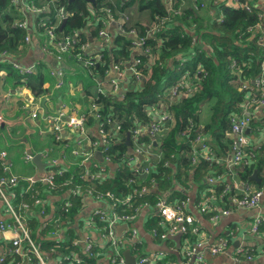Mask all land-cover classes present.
<instances>
[{"label": "trees", "instance_id": "1", "mask_svg": "<svg viewBox=\"0 0 264 264\" xmlns=\"http://www.w3.org/2000/svg\"><path fill=\"white\" fill-rule=\"evenodd\" d=\"M31 3L40 7L43 5L45 8L38 14L26 13L20 10L13 0H0V57L7 62L8 66V80H5L7 86L25 87L34 95L42 96L43 94L40 93H45L43 86L47 79L46 75L35 73L24 77L13 68V63L21 61L23 51L28 47L27 36L35 38L36 34L52 30L57 44L63 43L69 37L71 41H75V44L71 55L68 56L75 61L73 57L84 52L82 46H87L90 38L99 37L102 24H105L103 22L105 13L108 16L107 9H111L113 14H116V9L125 12L124 15L128 18L124 23L126 32L128 34L130 30L135 29L137 40L142 42L143 48H141L142 51L137 52L133 38L120 34L114 40V45H116L114 48L111 49L110 42L103 44L98 53L102 55L99 63L96 61L93 65L85 67L82 61L76 60V63L88 73V79L93 81L96 89H99L96 84L107 82L108 72L113 64H127L133 62L134 59L141 60V63L136 66L140 72V79L131 73L127 78L119 81L121 91L98 93L95 100V103L100 106L99 116L102 118L99 130H104L109 140L108 145L102 144L98 150L102 151L108 147L106 154L110 156V163L117 165V168L112 171L109 164L103 163L100 166L108 167L110 173L98 178L84 176V167L77 170L67 169L65 173H58L53 168L54 173L49 174L53 177V189L40 179L34 185L35 191H26L28 184L19 180L16 186L5 187L8 197H12L11 202L16 211H19L25 203L30 204L32 208L37 207L34 204L35 199L40 198V201L44 203L39 193L43 195V192H47L48 189L54 190L53 194H60L65 190L62 186L68 180H71L73 186H80L82 189L79 194L73 196L74 207L71 214L64 215L68 222L73 221L82 210L85 195L89 191L94 195L113 193L115 198L110 200V207L116 203L122 204L121 200L129 198V204L132 207L128 206L127 211L124 210L127 212L125 214H136L137 216L144 206L156 208L157 204L165 199L173 204L175 202L171 197L173 195L181 198L178 203L184 200L186 194L176 190L175 187L180 184L188 188L187 183L190 176L194 183L198 181L204 183L209 176L220 177V180L213 186L209 185V188H211L210 192L218 195L217 202L225 208H232L231 198L238 194L235 192L224 194V190L228 187L229 172L238 175L241 181L248 185L257 184L258 187H262L264 184V145L259 149L247 148V152L254 154L250 165L232 168L228 160L224 163L211 148L210 151L214 158L206 160L204 151L197 145L195 147L194 144L198 137L207 139L211 136L221 154L228 152L227 159L232 154L234 139L229 136L233 125L232 118L242 113L249 92L247 89H242V86L244 83L253 86L254 80L261 74L264 61V49L259 45L258 38H253V35L249 33L250 27L255 29L258 23L263 21V18L259 16L263 12L259 8L262 0H250L252 11L232 10L226 8L222 0H208L209 12L201 5L200 0H182L175 5V10L179 11V14L175 16L176 19L173 17L163 21L160 25L161 30L154 32L147 26L141 25L140 22L145 20L152 27L154 22L156 25L161 23L162 20L157 17L165 18L171 14L163 0H131L126 5L121 0H95V3L88 0H26L27 5ZM60 10L66 14L67 19L61 30L64 19L59 24L58 19H55ZM136 13L144 14V18L139 19ZM172 19L182 25L170 22ZM203 19L205 20L202 22ZM22 21H27V29L19 26ZM42 21H52V25L40 29L39 24ZM189 26L190 29L192 27L198 29H196V35L193 34L194 30L189 31L187 28ZM247 36L251 37V40L241 43L240 41L246 39ZM143 50H148L149 55H145ZM159 52L160 55L155 57V54ZM56 53L57 51L54 50L51 55L54 60ZM80 56L83 59L89 58L84 53ZM185 59L188 61L184 63ZM180 63H183L184 72L191 71L195 93L186 98L173 99L168 90L180 79L182 73L179 69ZM43 64L48 68L46 62ZM200 66L203 71L197 74ZM94 79H96V84ZM162 104L164 105L160 106ZM154 105H158V109L162 112H170L171 120L167 123L163 134L152 137L146 132L139 136L138 142L144 149L150 147V151L158 152L156 157H159L158 160H154L156 163L152 162L148 165V171L144 174L142 165L146 164V159L137 163L138 165L134 162L138 156L134 151L133 132L136 129L144 131L147 125L152 123L153 116L150 109ZM204 111L210 113L209 120H202L201 113ZM255 119L253 117L251 127L256 128L258 122ZM95 124V118L87 117L86 126L88 128H93ZM91 133L94 134H91L92 141L101 142L99 133L94 131ZM113 133L117 135L114 138H112ZM55 143L61 144L58 141ZM101 167L97 169L91 167L94 169L92 173L100 174ZM255 171L258 172L260 183L250 181ZM191 172H193L192 175H190ZM7 176L9 174L0 169V178ZM22 185L26 186L25 192H21L24 188ZM250 190L259 191L260 189ZM204 191L208 193L207 195L210 194L207 185L202 190ZM167 193H170L168 198H164V194ZM175 205L177 203L173 204ZM185 211L188 216L195 218L196 224H199L187 207ZM205 217L209 220L211 215ZM34 222L38 231L40 221L35 219ZM148 225L151 232L155 230L165 232L167 229L158 213L155 218L149 220ZM51 229L53 228L50 227L48 231ZM48 231L41 233L37 239L41 242L40 248L44 255L50 254L54 258L61 259L62 253L73 255L75 251L80 250L81 257L88 264H95V257H87L81 251L80 245L76 248L71 246L72 242L79 238L73 231L64 237L60 252L52 254L49 250L54 245V241L52 237H48ZM262 232L264 233V226ZM34 234L33 237L36 239L37 234ZM198 239L197 236L187 235L183 241L190 240L191 243H195ZM136 250L139 255L144 253L142 246H137ZM97 252V250L94 251V256H97ZM3 256L7 259L3 264H27L15 255ZM164 263L165 260L158 262V264Z\"/></svg>", "mask_w": 264, "mask_h": 264}, {"label": "crops", "instance_id": "2", "mask_svg": "<svg viewBox=\"0 0 264 264\" xmlns=\"http://www.w3.org/2000/svg\"><path fill=\"white\" fill-rule=\"evenodd\" d=\"M121 1L124 5L131 2V0ZM18 7L20 10H22L20 6ZM166 7L169 9L170 5L168 4ZM115 12L116 14H114V21H112L109 18V15L107 16L105 13V17L103 18V22L105 24H102L101 27V29H104L109 33L111 49L116 46L114 45V40L118 35L122 34L120 25L122 20L126 19L124 15L125 12H121L118 9H116ZM138 15L139 19L144 18V14H137L136 17ZM65 18L66 17H64V19ZM175 23L177 25H182L179 22ZM140 24L147 26L148 29L151 28V24L147 23L145 20L141 21ZM95 38L97 41H94ZM27 43L28 47H26L23 51V56L19 64L25 67H35L38 60L45 57L43 58V61L47 63L49 75H46L47 79L43 86L45 93L42 96L34 95L29 89L25 87L14 88L12 85L7 86L5 82L0 81V169L9 175H13L23 182H26V184H28L27 181L29 179H41L45 178L51 173L53 174V168L56 172L62 170L63 173H65L67 169L77 170L80 167H84V176L87 175L91 177L92 174L96 175L97 172L92 173V170L95 168H100V165L103 163H99V161L95 159V155L98 151L94 153L92 158H87V153L92 150V133L89 131L87 135H82L80 130L72 129L69 123L72 119H77L83 116L87 117L86 114L88 112V104L91 101V97L95 95L98 89H96L95 85H93L92 80L90 82L88 79V73L84 69V74L82 71L76 75L68 73L67 77L65 76V83L63 85V83L58 81L56 77L51 76V73L58 69H62L64 73L65 71L77 72L79 68H82V66L76 62H72L75 63L76 66L71 67L70 63H67V61L66 63H60L51 57L46 59L49 56L44 55L40 49L42 40H37L33 36ZM87 44H90L89 51H99L102 47L103 40L100 37H93L90 38V41L87 42ZM137 52H139V50ZM2 59L3 58H0V60ZM7 75L8 66L5 65L3 59V61L0 62V76L6 78ZM128 75H130V73L125 71L124 78L122 79L127 78ZM112 77H116V75H112ZM54 84L55 89H52ZM91 85H93L94 88H91ZM10 89L15 91L12 96L10 94H6V92ZM1 101L4 103H1ZM35 105L39 107V113L36 118L32 116ZM59 115L61 117L57 125L47 120L49 117L55 118L59 117ZM254 117L256 118L255 121L258 122V126L256 128L251 127V129L248 131L249 140L252 141V143L251 145H248L247 148L253 147L255 149H259L264 145V125H260L261 123H264V110L255 114ZM201 118L204 121L208 120L204 113H201ZM31 124L34 126V128L31 127ZM53 126L56 128V130ZM98 127L99 125L95 124L93 131L96 132ZM32 129L37 131L42 139L45 137H54L57 132L60 133V139L57 141L61 142V146L55 145L51 147L50 150L47 148V150L41 151L40 148L42 147L43 143L31 136ZM205 141L207 142V145L215 152V154L222 158L224 163L227 160L230 161L232 154L228 157V159V152L227 154H221V151L218 149L217 144L214 140H212L211 136H208ZM198 148L200 147L198 146ZM30 150L34 154L42 155V162L46 164L42 173L39 172L37 166L33 164V160L29 162L25 160V156L29 154ZM50 153H57V155L51 156ZM151 153V157L147 158V165H150L152 162L156 163L155 161L159 159V157H156L158 152H156L157 154L154 152ZM142 160H144V157ZM142 160L138 157L137 162L140 163ZM54 164H57L58 166L54 167ZM108 164L111 166L112 171L117 168V165L107 163V165ZM107 169L110 173L108 167ZM192 173L193 172H191L190 175H192ZM206 180L204 183H201L200 181L194 183L192 177L190 176V179L187 183V185L189 184L188 188L182 187L180 184H177L175 187L176 190L183 191L186 194L185 199L181 202H186V207L198 220L201 231L204 236H207L209 242L215 244H218L221 241L228 242L229 247L225 253L218 256H211L210 254L206 253L205 264H264V239L257 237L251 231V226L255 218L257 216H264V184L262 187H258L257 184L248 185V183L242 182L238 175L233 174L232 177L227 179V184L230 190L229 192H235L241 195L243 192L248 190V188L252 190L260 189L263 193L260 205L254 210L239 209L232 205V208H228L230 210L229 215L222 217L217 223H214L205 217L208 215L200 214L201 216L198 217L193 213V211H191L193 208L197 211L196 204L198 200L202 199L208 194L205 193L206 191L202 192L206 185L210 193L211 188H209ZM62 187H64L65 190L61 193L59 192L60 194H53L54 190L52 189H48L47 192H43V195L39 193V196H41V199L45 202L41 205H36L38 208H32L30 205L29 210L24 213V222L30 229L32 237L34 233L37 234V237H35L36 239L33 237L34 241L41 247V242L37 240L39 235L48 231V229L52 227L53 229L49 230L47 235L48 237H52V239L55 240H53L54 245L49 251L52 254L56 251L59 253L62 245L60 247H55L56 241H63L64 237H66L70 231H73L79 237L78 239H90L96 245L98 251L96 254L97 256H93L95 257V264H114L113 255L115 251L112 246H109V242L115 240L122 241L123 239H126V236L129 233V226L128 228H125L124 225L126 224L124 222L118 221L117 223L113 224V226L106 228V224L100 223L97 225L96 223H93L92 217H94L95 211L98 210L105 213L108 211L110 215H120L127 213L124 210H126L128 206L132 207L129 202L128 204H125V201L129 198L121 200L122 204L118 205L116 203L110 207V200L107 198L104 200H96L97 196L100 194L94 195L91 191H89L88 194L85 195V204L82 210L78 215L75 216L73 221L68 222L64 218V215L71 214L74 207L73 196L79 194L82 189L80 186H73L71 180L65 182ZM25 190L26 186L21 189V192H25ZM57 190L58 188L56 189V192ZM90 192L91 194H89ZM201 192L204 195H202ZM169 194L170 193L164 194V198H168ZM171 197L173 198V201H175L173 204H176L179 202V200H181V198L175 195ZM67 204H70V206L67 207ZM222 206V208H224V205ZM122 208L124 209L121 211L120 209ZM6 210V205L0 198V224L3 222H11V217ZM156 213H158L157 207L144 206L139 211L137 216H135L136 219L132 224L137 231V239L142 242L143 252L146 254L156 252L153 249L151 243L156 245H167V247L173 253H164V264H194L192 261H188L184 256L183 249L185 250V244L188 240L183 241V237L180 239V241L175 240L174 237H177L178 235L170 238L173 239L172 241H161L153 237L151 234L153 231H150L148 222L150 219L155 218ZM35 219L40 221L38 231L37 225L34 222ZM12 233V231L7 232L5 237L0 234V255H11L10 241L7 239L12 237ZM123 242L121 245L117 246V248L124 259V264L132 263V258H135L137 261L139 257L138 252L132 249L128 242ZM239 246L245 247L252 251V255L254 256L253 260L246 261L244 258H242L241 261H236V250L239 248ZM81 251H83L85 254L84 250ZM76 252L77 255L81 256L80 250ZM64 254L65 253H62L60 256L62 257ZM43 256L46 258L49 264H59L60 258H54L50 254H43Z\"/></svg>", "mask_w": 264, "mask_h": 264}, {"label": "built area", "instance_id": "3", "mask_svg": "<svg viewBox=\"0 0 264 264\" xmlns=\"http://www.w3.org/2000/svg\"><path fill=\"white\" fill-rule=\"evenodd\" d=\"M15 4L20 6V8L24 12H31L33 14L41 13L45 7L36 8L39 7L35 5L34 3H31L30 5L26 4V0H13ZM164 3H168L170 5L169 14L165 18L157 17V19H161V23L156 25V22L152 25L150 28L152 32L161 30L160 25L163 21H167L169 18H175L176 15L179 14L178 10H175V5L177 2L182 0H174V6H171V1L173 0H163ZM225 2L226 8L232 9V10H239V9H246L247 11H252V5L250 4V0H222ZM257 7V6H256ZM263 12L259 14L261 18H263L262 22H259L256 26V30L253 27H250L249 33L253 35V38H258L259 45L264 49V1L262 0V5L259 7ZM109 18L114 21L115 16L112 13L111 9L106 10ZM66 17L65 13H63L62 10H60L55 16V19H58V24ZM50 22H43L39 24L40 29L46 28L51 24ZM125 20H122V23L120 25L121 33L127 34L126 28L124 26ZM19 26L21 28H28L27 21H22ZM49 39L50 42L57 47H59V52L55 54V61H61L62 55L65 53H68L69 50L73 49V45L75 44V41H71V39L68 37L66 41L63 43H55L56 37L51 30L49 33ZM127 35L132 36V39L134 43H136V50L142 51V42L137 40V33L136 30H130ZM30 35L27 36L26 41H30ZM99 37L102 38L103 44H108L110 42L109 39V33L101 29L99 31ZM102 44V47H103ZM82 49L85 50V46H82ZM43 51L47 53L49 57L53 55L52 51H49L47 47L43 48ZM144 51V50H143ZM83 53V51L78 54L77 56L80 61H83V65L85 67H88L90 65H93L96 61H101L102 55L98 54L96 60H92L90 58L83 59L80 55ZM149 51L145 50L144 54L149 55ZM3 56H6V54H3ZM88 56V55H87ZM53 59V58H52ZM141 63L140 59H134L133 62H128L127 64H113L111 66V70L108 72V80L104 83H98V92L99 93H106L107 91L112 90H118L119 89V81L120 79L124 78L125 71H128L130 74L132 73L137 77V79H140V72L138 69H136V66ZM200 65V63H199ZM13 68L15 70H18L20 74L24 77L31 76L36 73V66L30 67V68H24L19 62L13 63ZM125 70V71H124ZM203 71V68L200 66L199 70L196 72L197 74L201 73ZM63 75V70L58 69L56 71H53L51 73V76L59 78ZM112 75H116V77H112ZM25 80V79H24ZM193 78L191 76V71H186L181 75L179 81L176 85L171 87V89L168 90L171 91L169 95L173 99L178 98H186L189 95H193L195 93V88L193 86ZM62 83V81H61ZM242 89L249 90L248 92V98L246 99V104L244 105L242 109V113L239 115H236L232 118L233 125L232 129L229 133V135L234 139V145L232 148V157L229 162V166L232 168L240 167L242 165H250L251 160L254 158V154L250 151H246L244 147H248V131L251 128V123L253 120V117L255 114L261 112L264 110V61L262 63V69L260 76L254 80L253 86H248L247 83H244L242 86ZM241 89V90H242ZM161 104V103H160ZM164 104L160 105L163 106ZM158 105H154L153 108L150 109V113L153 116V121L143 131V129H136L133 132V138L135 142V154L138 156L144 157V159L147 160V158H150L152 153L150 151V147H144L138 142V138L143 133H149L152 137L158 136L159 134H163L164 130L166 129L167 123L171 120L170 112L164 111L162 112L157 107ZM39 113V107L35 105V108L33 110L32 116L34 118L37 117ZM49 122L57 125L60 121V117L51 118L49 117L47 119ZM87 123V117H80L77 119H72L69 123L70 127L73 129H78L84 134L89 133V128L86 126ZM54 127V126H53ZM56 130V128L54 127ZM60 130V128H59ZM101 134L99 133V138L101 142L99 141H91L92 142V150L87 153V158L90 159L93 157L94 153H96L98 150V147L102 144L108 145V134L104 130H100ZM57 139H60V136H58V132L56 133ZM90 136V134H89ZM195 147L198 145L205 153V159L210 160L213 159L212 152L210 151V147L207 145V142L205 139H202L201 137H198L194 141ZM250 149V148H248ZM108 150V147H106L104 150L100 151L104 158V163H110V156L106 154ZM4 156V155H3ZM26 161H32L33 156L32 155H26L25 157ZM137 160V159H134ZM146 171L147 168H146ZM109 174L108 169L106 166L101 167L100 174L97 175H91L92 178H98L99 176H107ZM234 173L229 172L228 175L230 177L233 176ZM20 179L13 175H9L6 178L2 177L0 178V198L6 205V211L11 217V222H3L0 224V234H2L4 237L6 236V233L9 231H12V237L10 239H7L10 241L11 246V254L19 257L23 261H25L27 264H49L46 258L43 256L39 244H37L31 234L30 229L24 222V213H26L29 208L30 204L25 203L22 205L21 209L19 211H16L13 207V204L11 202L12 197H8V195L5 192V187L8 188L14 187L18 184ZM40 179H29L27 191H35L34 185L35 183ZM42 181L47 183L50 188H54V181L52 175H47L45 178H41ZM220 180V177L218 176H209L207 177V184L208 186H213L217 181ZM229 187H227L224 190V194L229 193ZM91 194V192L89 193ZM262 190L259 191H251L250 189L243 192V194L235 195L231 198V204L234 207H237L239 209H257L260 205L261 197H262ZM34 197V196H33ZM114 200V194L108 192L106 195H98L96 200ZM218 195L215 192H210L209 195L204 196L202 199H199L196 208L197 211L201 215H211L210 221L217 223L222 217L229 215L230 210L228 208H222L223 206L220 205L217 202ZM130 199H127L125 201V204H128ZM35 205H41L43 204L39 199H35L34 201ZM67 207L70 206V204L66 205ZM186 202H180L177 203V205L173 206V204L168 203V201L164 200L157 204V210L158 215L163 219L164 225L167 227V230L165 232H158L157 230L153 231L151 234L154 238H160L163 241H168L170 238L181 235L183 238L187 235L189 236H197L199 239L195 243H191L189 240L186 242L185 250L183 249L184 256L188 261H194V264H205L206 263V253L210 254L211 256H218L223 253H225L228 249V242L221 241L218 244L210 243L207 236H204L199 224L195 223V218L188 216L186 211ZM135 215L132 214H112L108 213V211L105 213L103 211H95L94 217H92V222L96 223L98 225V222H101L103 224H106V228H109L110 226H113V224L117 223L118 221L124 222L126 225L129 226V233L126 236V239L115 240L112 243V247L114 248V255H113V263L114 264H124V259L122 255L120 254L117 246L121 245L123 241L128 242L132 249L137 251V246H142V242L137 239V231L132 225L135 220ZM264 226V216H257L255 220L252 223L251 231L254 235H256L259 238H264V233L262 232V227ZM263 235V236H262ZM106 237V236H105ZM55 240V239H53ZM63 241L57 240L55 247H60ZM69 242V241H68ZM71 243V242H70ZM124 243V242H123ZM78 245H82V250L85 251V254H87L88 257L94 256L93 249L95 248V244L90 239L80 240L75 239L71 246L73 248H76ZM57 253V251L55 252ZM139 255V254H138ZM252 251L245 247L239 246V248L236 250V261H241L242 258H244L246 261L253 260ZM6 257L3 255H0V264H3L6 262ZM165 260L164 253L163 252H152V253H143L139 255L137 259L136 264H158V262H162ZM34 261V262H33ZM59 264H88L85 259H83L81 256L77 255V252L75 251L73 255H63L62 258L59 260Z\"/></svg>", "mask_w": 264, "mask_h": 264}, {"label": "rangeland", "instance_id": "4", "mask_svg": "<svg viewBox=\"0 0 264 264\" xmlns=\"http://www.w3.org/2000/svg\"><path fill=\"white\" fill-rule=\"evenodd\" d=\"M41 3H44V1H41ZM200 3H201V5H203L204 6V8H205V10L208 12V8H209V4L210 3H208V0H200ZM171 6H174L173 4H174V0L173 1H171ZM165 5H168V3L167 4H165ZM42 8L44 7L43 5L41 6ZM40 6L39 7H36V8H41ZM167 10H170V9H167ZM210 12H213V10H210ZM146 15H148V14H146ZM126 19L125 20H128V18L127 17H125ZM147 18V17H146ZM175 19H176V17H175ZM175 19H172L170 22H175ZM205 19H203L202 20V22L204 21ZM166 26H168V27H170V25H166ZM167 27V28H168ZM188 29H189V31L190 30H194V32H193V34L194 35H196V29L197 28H194V27H192V29H190L191 27L189 26V27H187ZM198 30V29H197ZM44 31V30H43ZM46 31V33L44 32V33H42V34H36V39L37 40H42V43H41V51H42V53L44 54V55H47V53L45 52V51H43L42 49L43 48H45V47H47V49L49 50V51H52V52H54V50L55 51H57V52H59V47H57V50H56V46H55V44L53 45L51 42H50V39H49V35H48V31L47 30H45ZM30 39H31V37H30ZM247 39V40H246ZM246 39H242L243 41H240L241 43H244V42H249L250 40H251V37H249V36H247V38ZM97 41V39L95 38L94 39V41ZM42 44H43V46H42ZM85 50H84V54L85 55H88V57L90 58V59H92V60H96L97 59V55H98V53H99V51H94V50H91V51H89V48H90V44H88L87 46H85ZM71 53H72V49L71 50H69V52L68 53H65V54H63L62 55V60L61 61H59L60 63H62L63 61H67V63H70V66L71 67H75L76 66V64L75 63H72V62H76V60L78 59V57L79 56H74L73 57V59L75 60V61H73V60H70L69 58H68V55H71ZM80 54V53H79ZM160 55V52L159 53H157V55L155 54V57L156 56H159ZM1 58V57H0ZM51 58H53V57H51ZM79 60V59H78ZM189 60H190V58H189ZM1 61H3V59L2 60H0V62ZM80 61V60H79ZM188 61V59H185L184 60V63L185 62H187ZM100 62V60L99 61H97V63H99ZM44 62H43V58L42 59H39L38 60V62H37V64H36V73H38V74H40V73H42V74H44V75H49V73H48V70H47V68L45 67V65L43 64ZM82 63H83V61H82ZM5 65H7V62H5ZM30 67H32V66H29V67H25L24 66V68H30ZM179 69H181L180 71H182V73H181V75H183V73H184V68H183V63H180V65H179ZM184 70V71H183ZM83 72V74H84V70H83V68H79V70L77 71V72H72V71H65V73L63 72V75L61 76V77H59V78H57V80L58 81H62V83H63V85H64V83H65V76L67 77V75H68V73H72V74H74V75H76V74H78L79 72ZM51 73V72H50ZM1 77V76H0ZM181 77V76H180ZM8 80V78L6 77V78H4V77H1V79H0V81L1 82H5V80ZM23 82H25L24 80H23ZM34 83H35V81H33ZM90 82H91V79H90ZM89 82V83H90ZM96 82V79H94V83ZM137 82V81H136ZM13 85H14V82L12 83ZM91 84V83H90ZM89 84V85H90ZM119 85V89L118 90H112V91H109V92H114V93H116V92H119V91H121L122 90V87L120 86V84H118ZM92 87L91 88H94L93 87V85H91ZM52 89H55V84L53 85V87H52ZM31 92V91H30ZM34 92V91H33ZM108 92V91H107ZM106 92V93H107ZM15 93V91L13 90V89H10V90H8L7 92H6V94L8 95V94H10L11 96L13 95ZM99 92L98 91H96V93H95V95L94 96H92L91 97V101H90V103L88 104V108H87V117L89 118H95V122H96V124H98L99 125V127H100V125L102 124V118H100V116H99V108H100V106H99V104H96L95 103V100H96V96H97V94H98ZM168 93H171V91H169ZM40 94H44L43 92L42 93H40ZM113 94V93H112ZM248 98V97H247ZM45 99V98H44ZM118 99V98H117ZM122 99V98H121ZM1 103H4L3 101H1ZM204 115L207 117V119L209 118V116H210V113L208 112V113H206L205 111H204ZM203 116V115H202ZM59 117H61L60 115H59ZM209 120V119H208ZM104 122H105V120H104ZM31 127L32 128H34V126L31 124ZM99 127H98V130L96 131V132H98V133H100L101 134V132H100V130H99ZM73 129V128H72ZM92 129V130H91ZM89 128V130H90V133H91V131L93 132V128ZM114 134V133H113ZM92 135H94L93 133H92ZM31 136L32 137H34V139H37V140H39V141H41L42 143H43V145H42V147L40 148V150L42 151V150H47V148L50 150V148L51 147H53V146H55V145H57V146H61L60 144H56L55 143V140L57 141L58 139H57V135H54V137H45L44 139H42L40 136H39V134L37 133V131H35V130H33L32 129V134H31ZM58 136H60V133H58ZM117 135H116V133L114 134V135H112V138H114V137H116ZM230 136V135H229ZM231 137V136H230ZM251 143H252V141H248V145H251ZM51 154V156H56L57 155V153H50ZM30 155V154H29ZM26 157V156H25ZM47 160H50V159H47ZM134 162H135V164L136 165H138L137 163V160H134ZM58 165L57 164H54V167H57ZM142 167H143V173L144 174H146V168L148 167V165L147 164H144V165H142ZM58 173H63V171L62 170H59V172ZM93 175V174H92ZM158 240H161V241H163L162 239H160V238H157ZM112 243H113V241H110L109 242V246L111 247L112 246ZM97 250V247L95 246V248L93 249V251H96Z\"/></svg>", "mask_w": 264, "mask_h": 264}, {"label": "water", "instance_id": "5", "mask_svg": "<svg viewBox=\"0 0 264 264\" xmlns=\"http://www.w3.org/2000/svg\"><path fill=\"white\" fill-rule=\"evenodd\" d=\"M70 1H74V0H70ZM88 1H90L91 3H95V0H88ZM66 20H67L66 18L63 20L61 29L64 27V25L66 23ZM125 36L133 38L130 35H126L125 34ZM133 39L136 41L135 38H133ZM43 58H45V57H43ZM48 58H50V57H47L46 59H48ZM244 149L247 150V147H244ZM29 154L33 156V164L36 165L37 168H38V171L42 173L44 171L45 166H46V164L42 162V155L41 154H34L31 150L29 151ZM138 157L141 160L143 159V157L140 156V155H138ZM95 159L97 161H99V163H104V158H103V155H102V153L100 151H98L96 153ZM36 179H40V178H36ZM250 181H257L258 183H260V179L258 178V172L257 171H255L254 174L252 175V177H250ZM191 211H193V213L195 215H197L198 217L201 216L198 211L194 210V208ZM124 227L125 228H128V225H124ZM181 238H182L181 235H178L177 237H174L175 240H179V241H180ZM151 244H152L153 249L156 252H163V253L169 252V253H173L172 251H170V249L167 247V245H156L154 243H151ZM132 260H133L132 263H129V264H136L137 263V261L135 260V258H132ZM192 262L194 263V261H192Z\"/></svg>", "mask_w": 264, "mask_h": 264}]
</instances>
